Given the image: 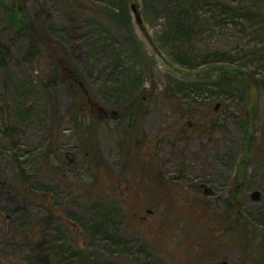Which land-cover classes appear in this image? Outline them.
Returning a JSON list of instances; mask_svg holds the SVG:
<instances>
[{"label": "rangeland", "instance_id": "obj_1", "mask_svg": "<svg viewBox=\"0 0 264 264\" xmlns=\"http://www.w3.org/2000/svg\"><path fill=\"white\" fill-rule=\"evenodd\" d=\"M223 261L264 264V0H0V264Z\"/></svg>", "mask_w": 264, "mask_h": 264}, {"label": "flooded vegetation", "instance_id": "obj_2", "mask_svg": "<svg viewBox=\"0 0 264 264\" xmlns=\"http://www.w3.org/2000/svg\"><path fill=\"white\" fill-rule=\"evenodd\" d=\"M142 168V167H141ZM155 168V167H154ZM153 168V170L152 169H149V170H145V171H143V172H140V173H142V175L141 176H139V177H141V179H143L144 181H147V180H151V181H154V180H156V182H158L157 181V178H156V176H157V174H156V172H154V169ZM138 171H139V169H138ZM127 179L128 178H126L125 177V181H127ZM120 180V179H119ZM120 182V181H119ZM128 185V184H127ZM126 185V186H127ZM125 186V188H123L122 189V187H120V191H119V195H120V197H123L124 199H125V197L127 196V193H130V192H127V190H129V188H127ZM206 191V190H205ZM146 194H147V192H146ZM147 212L148 213H151V211L150 210H147ZM221 264H228L227 262H225V261H223Z\"/></svg>", "mask_w": 264, "mask_h": 264}, {"label": "water", "instance_id": "obj_3", "mask_svg": "<svg viewBox=\"0 0 264 264\" xmlns=\"http://www.w3.org/2000/svg\"><path fill=\"white\" fill-rule=\"evenodd\" d=\"M259 197H260V194L258 192H253L251 194V199H253V200H258Z\"/></svg>", "mask_w": 264, "mask_h": 264}, {"label": "trees", "instance_id": "obj_4", "mask_svg": "<svg viewBox=\"0 0 264 264\" xmlns=\"http://www.w3.org/2000/svg\"><path fill=\"white\" fill-rule=\"evenodd\" d=\"M11 19H13V16H14V13H11ZM32 48H33V46H32ZM58 63V66H60L59 64H61V65H63V62L61 63V62H57Z\"/></svg>", "mask_w": 264, "mask_h": 264}]
</instances>
